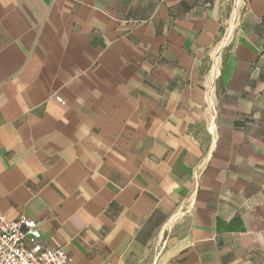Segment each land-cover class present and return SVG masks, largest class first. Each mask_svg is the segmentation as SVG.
I'll use <instances>...</instances> for the list:
<instances>
[{
	"label": "crops",
	"instance_id": "0c3cea01",
	"mask_svg": "<svg viewBox=\"0 0 264 264\" xmlns=\"http://www.w3.org/2000/svg\"><path fill=\"white\" fill-rule=\"evenodd\" d=\"M234 2L0 0V214L67 264H264V0Z\"/></svg>",
	"mask_w": 264,
	"mask_h": 264
},
{
	"label": "built area",
	"instance_id": "2783aa9c",
	"mask_svg": "<svg viewBox=\"0 0 264 264\" xmlns=\"http://www.w3.org/2000/svg\"><path fill=\"white\" fill-rule=\"evenodd\" d=\"M61 103L59 97H55ZM40 232L33 220L23 217L9 220L0 214V264H67L62 249H48L38 244Z\"/></svg>",
	"mask_w": 264,
	"mask_h": 264
},
{
	"label": "rangeland",
	"instance_id": "374dc122",
	"mask_svg": "<svg viewBox=\"0 0 264 264\" xmlns=\"http://www.w3.org/2000/svg\"><path fill=\"white\" fill-rule=\"evenodd\" d=\"M242 0H235V2H234V4H233V6H232V8H231V14L233 13V11L235 12V13H237V10H241V8H242ZM241 5V6H240Z\"/></svg>",
	"mask_w": 264,
	"mask_h": 264
}]
</instances>
